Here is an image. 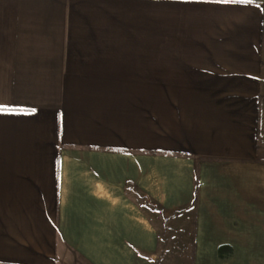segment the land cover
Segmentation results:
<instances>
[{"label": "crops", "instance_id": "0c3cea01", "mask_svg": "<svg viewBox=\"0 0 264 264\" xmlns=\"http://www.w3.org/2000/svg\"><path fill=\"white\" fill-rule=\"evenodd\" d=\"M263 122L264 0H0V264H264Z\"/></svg>", "mask_w": 264, "mask_h": 264}, {"label": "rangeland", "instance_id": "374dc122", "mask_svg": "<svg viewBox=\"0 0 264 264\" xmlns=\"http://www.w3.org/2000/svg\"><path fill=\"white\" fill-rule=\"evenodd\" d=\"M263 125H264V122H263ZM173 253H174V256L177 254V255H179L180 256V250H173ZM161 256H163V255H161ZM163 259H164V256H163ZM174 260H176L175 259V257H174ZM175 262V261H174Z\"/></svg>", "mask_w": 264, "mask_h": 264}]
</instances>
